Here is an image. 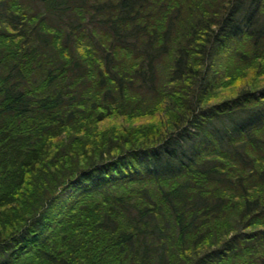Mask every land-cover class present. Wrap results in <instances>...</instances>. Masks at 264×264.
Here are the masks:
<instances>
[{"label":"trees","instance_id":"obj_1","mask_svg":"<svg viewBox=\"0 0 264 264\" xmlns=\"http://www.w3.org/2000/svg\"><path fill=\"white\" fill-rule=\"evenodd\" d=\"M0 264H264V0H0Z\"/></svg>","mask_w":264,"mask_h":264}]
</instances>
